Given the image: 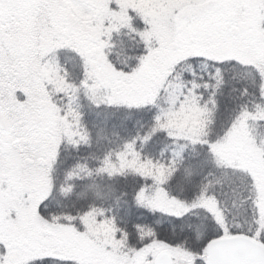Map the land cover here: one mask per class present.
<instances>
[{
  "label": "snow or ice",
  "instance_id": "6c2138e0",
  "mask_svg": "<svg viewBox=\"0 0 264 264\" xmlns=\"http://www.w3.org/2000/svg\"><path fill=\"white\" fill-rule=\"evenodd\" d=\"M0 264H264V0H0Z\"/></svg>",
  "mask_w": 264,
  "mask_h": 264
},
{
  "label": "trees",
  "instance_id": "16d2710c",
  "mask_svg": "<svg viewBox=\"0 0 264 264\" xmlns=\"http://www.w3.org/2000/svg\"><path fill=\"white\" fill-rule=\"evenodd\" d=\"M98 183L104 184V183H106V182L103 181V180H98Z\"/></svg>",
  "mask_w": 264,
  "mask_h": 264
}]
</instances>
